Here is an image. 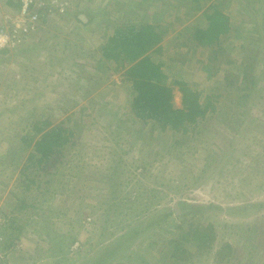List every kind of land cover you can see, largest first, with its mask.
I'll return each instance as SVG.
<instances>
[{
    "label": "rangeland",
    "instance_id": "rangeland-1",
    "mask_svg": "<svg viewBox=\"0 0 264 264\" xmlns=\"http://www.w3.org/2000/svg\"><path fill=\"white\" fill-rule=\"evenodd\" d=\"M91 4L71 9L89 25L47 16L0 61V264H264V0H210L200 10L195 0ZM211 4L231 26L216 57L191 40ZM142 23L168 29L162 52L145 56L163 61L174 108L183 104L173 81L204 99L221 91L226 73L249 85L243 72L256 80L248 105L222 99L198 133L144 125L132 109L130 66L117 72L101 59L117 27ZM47 118L69 142L46 169L30 170L35 183L25 190L20 170L32 147L23 149L21 136ZM11 220L22 230L7 248ZM208 225L215 239L200 249L191 230Z\"/></svg>",
    "mask_w": 264,
    "mask_h": 264
},
{
    "label": "trees",
    "instance_id": "trees-1",
    "mask_svg": "<svg viewBox=\"0 0 264 264\" xmlns=\"http://www.w3.org/2000/svg\"><path fill=\"white\" fill-rule=\"evenodd\" d=\"M41 1L49 3V0ZM209 1L210 0H195L196 5L194 9L200 10L202 3ZM90 2H92V4ZM99 2H101V0H75L65 13L59 15L62 16L61 20L68 19L73 21L75 19L82 25L87 26L89 23L84 22L81 19L82 17L68 12L79 4L80 7L85 5L83 9L87 11V6L89 4L93 6L94 3L95 6V3L99 5ZM6 3L8 5L6 14L20 12L21 0H7ZM220 5L221 4H211L208 6L203 12L207 26L205 28L194 29L191 35L192 41L196 42L197 45L201 47L211 50V54L215 55V57L216 55H222L224 53V49L220 48L221 39L222 36H227L231 32L229 16L221 10ZM31 9H34L35 13H41L43 10V8L36 9L34 6H31ZM76 9L77 8H75V10ZM55 11L57 10L55 9ZM45 19L46 18L43 19L41 27L45 25ZM54 20V18L51 20L49 19L48 27L52 25ZM3 24L4 23L0 24V29L4 27ZM167 30L168 29L163 27L160 23L157 25L142 23L139 26L129 24L128 26L117 27L113 34L107 37V40L104 41V44L101 46V59L114 61L117 64L115 71L119 72L123 67L127 65L130 66L126 70L125 76L127 82L131 83L133 95L132 109L135 116L141 120L144 125L150 120L154 125L158 123L162 131L170 128L177 133H183V135L189 131L198 133L196 130L200 128V122L202 124L208 119V115L217 114L218 102L222 99L229 100L232 96L237 95L239 104L242 103V105H244L247 103L245 106L248 105L247 100L254 95L256 80L253 78L248 79L246 77L248 75L243 72V79L250 80V83H248L249 85L242 88L241 82L236 76L226 73L224 77L225 82L222 83L221 91H216L218 93L215 94L210 93L206 95L204 99L200 97L201 95L198 91H194L187 83L178 80L173 81V84L179 86L182 93L183 104L182 109L174 108L172 88L167 86V76L162 70L163 61L156 63L151 55L145 56L151 50H154V47H158L167 34ZM162 50L163 48L159 46L152 53L158 55ZM9 53L10 50L8 49L1 51L0 61L4 60ZM226 62L230 63V61ZM217 71L218 69H216L215 73ZM240 91H244L245 93L240 94ZM251 105L255 104L251 103ZM219 111H221L220 108ZM50 126L51 122L48 118L42 122H33V134L21 136L22 148L27 150L32 147L27 162L20 170V176L23 177L21 184L25 190H29L31 185L35 183L33 178L35 174H30V170L34 169L35 172L38 173L41 169H46L50 159L55 153L57 154L56 151H59L60 148L64 147L69 142L70 134H68L62 126ZM184 205L186 204H179V206ZM22 206L23 204L20 207ZM24 207L25 206L22 208ZM258 208H263V204L258 205ZM174 212H167L164 216L168 217L174 214ZM199 227L200 226H196L191 230V235L197 242V247L200 249L211 248L216 235L213 226L208 225V230H203ZM8 228L9 231L15 234L8 237L9 242H7L6 245L4 244V247L12 248L15 243L14 241L19 239V231L22 229L16 226L14 220L9 222ZM4 233L7 235L6 232ZM230 252L231 246L226 244L219 248L215 256L221 261V259L223 260L226 254Z\"/></svg>",
    "mask_w": 264,
    "mask_h": 264
},
{
    "label": "built area",
    "instance_id": "built-area-1",
    "mask_svg": "<svg viewBox=\"0 0 264 264\" xmlns=\"http://www.w3.org/2000/svg\"><path fill=\"white\" fill-rule=\"evenodd\" d=\"M74 1L49 0V3H44L41 0H21L20 12L7 14L3 18L4 27L0 29V52L6 49H16L24 45L31 37V34L40 29L44 18L65 13ZM31 6L36 9L43 8V10L41 13H35Z\"/></svg>",
    "mask_w": 264,
    "mask_h": 264
},
{
    "label": "crops",
    "instance_id": "crops-1",
    "mask_svg": "<svg viewBox=\"0 0 264 264\" xmlns=\"http://www.w3.org/2000/svg\"><path fill=\"white\" fill-rule=\"evenodd\" d=\"M72 11H73V10H71V11L68 12V13H71V14H72V13H73ZM78 17H79V16H78ZM73 22H75V19L73 20ZM92 23H93V22H90V24H92ZM91 26H92V25H91ZM93 26H94V24H93ZM41 28H42V27H41ZM41 28H40L39 30H41ZM91 30H92V28H91Z\"/></svg>",
    "mask_w": 264,
    "mask_h": 264
},
{
    "label": "clouds",
    "instance_id": "clouds-1",
    "mask_svg": "<svg viewBox=\"0 0 264 264\" xmlns=\"http://www.w3.org/2000/svg\"><path fill=\"white\" fill-rule=\"evenodd\" d=\"M59 15V14H58ZM60 16V15H59Z\"/></svg>",
    "mask_w": 264,
    "mask_h": 264
}]
</instances>
